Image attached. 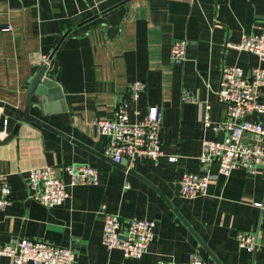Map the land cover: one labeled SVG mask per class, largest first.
<instances>
[{
    "label": "crops",
    "instance_id": "crops-1",
    "mask_svg": "<svg viewBox=\"0 0 264 264\" xmlns=\"http://www.w3.org/2000/svg\"><path fill=\"white\" fill-rule=\"evenodd\" d=\"M261 33L264 0H0V102L23 110L41 59L51 57L47 70L57 64L54 81L65 106L43 113L32 95L29 114L43 125L0 109V141L18 125L16 135L0 143V175L12 201L0 212V246L29 238L71 249L78 264H185L190 254L217 264L165 198L218 264H263L264 166L222 177L212 164L208 172L216 179L202 197L185 198L178 186L183 174L203 172L201 142L223 140L199 120L205 105L213 123L226 120L215 95L222 69H264L256 57L225 45ZM175 40L186 42L180 65L169 59ZM134 82L146 89L128 102L130 120L141 121L150 107L160 111L163 156L116 165L102 155L107 138L93 123L111 119ZM183 91L193 102L181 100ZM77 164L97 171L96 186L67 187L69 199L53 208L29 199L28 170L53 167L68 185L63 168ZM102 207L124 222H155L141 259L105 248ZM239 233L257 234L260 249L242 250ZM0 264L13 262L0 256Z\"/></svg>",
    "mask_w": 264,
    "mask_h": 264
},
{
    "label": "built area",
    "instance_id": "built-area-1",
    "mask_svg": "<svg viewBox=\"0 0 264 264\" xmlns=\"http://www.w3.org/2000/svg\"><path fill=\"white\" fill-rule=\"evenodd\" d=\"M225 48L246 53L264 62V33L244 37L238 44L227 43ZM185 51L184 40L173 41L170 47V62L174 65L182 64ZM41 62L48 65L46 58H42ZM145 89L146 86L142 82L130 84L124 101L115 107L113 117L96 119L93 123L96 132L107 138L102 155L116 165L122 164L123 161L131 165L138 159L157 161L163 156L160 111L156 107H150L141 121L130 120L128 102L137 101ZM215 95L217 101L225 107L226 120L213 123L209 105L203 107L199 120L205 128L221 133L224 137L221 141L201 142L199 162L203 172L185 173L179 179V194L185 198L206 195L210 183L216 179V176L208 172L212 164L217 166V175L222 177H228L234 170L254 174L259 167L264 166V69L251 68L245 73L237 66L224 67ZM181 100L193 102L187 91L182 92ZM6 124L5 121L4 126ZM169 160L173 162L175 158ZM63 172L68 177V185L61 180L53 167L28 170L25 174V184L29 199L45 208H53L69 199L67 187L98 184V173L93 167L70 165L64 167ZM10 193L7 177L0 175V212L11 206ZM101 209L102 243L105 248L119 250L128 259H141L153 240L155 222L140 219L124 222L117 216L105 213L104 207ZM236 240L239 247L248 253L260 249L257 234L239 233ZM0 256L9 258L13 264H78L71 249L29 238H21L0 246ZM185 264L203 262L195 254H190Z\"/></svg>",
    "mask_w": 264,
    "mask_h": 264
},
{
    "label": "water",
    "instance_id": "water-1",
    "mask_svg": "<svg viewBox=\"0 0 264 264\" xmlns=\"http://www.w3.org/2000/svg\"><path fill=\"white\" fill-rule=\"evenodd\" d=\"M48 60L51 61V57H49ZM47 67L48 65L46 63H43L42 66L39 68L38 72L32 78L28 86V89H27L25 105H24L23 110H19L17 108H14L2 102H0V109H5L9 112H12L18 115L24 121L40 124L41 122H38L37 119L30 116L29 114L30 109L32 107L31 97L32 95H34L36 98H38V102L34 106L40 109L43 113L54 114V113L64 112L65 106H64V100L61 94V90L56 84V82L54 81V77L57 72V64L54 62L50 70H47ZM17 130H18V125H16L11 131V133L4 140H1L0 143H4L7 140H10L11 138H13L16 135ZM164 201L172 209V211L176 214V216L181 220V222L185 225L188 231L196 238V240L199 242L202 248L206 251V253L209 254V256L218 264L217 260L212 256V254L209 252L206 246L196 236L194 231L179 216V214L171 206V204L165 198H164Z\"/></svg>",
    "mask_w": 264,
    "mask_h": 264
}]
</instances>
